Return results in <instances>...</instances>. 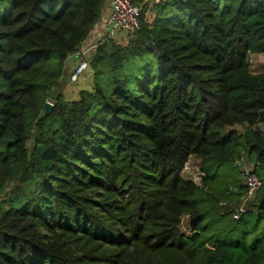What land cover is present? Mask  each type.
I'll return each instance as SVG.
<instances>
[{
  "label": "trees",
  "instance_id": "trees-1",
  "mask_svg": "<svg viewBox=\"0 0 264 264\" xmlns=\"http://www.w3.org/2000/svg\"><path fill=\"white\" fill-rule=\"evenodd\" d=\"M104 2L0 0V264H264V0L162 2L150 23L139 1L140 30L66 102ZM242 155L262 186L235 220Z\"/></svg>",
  "mask_w": 264,
  "mask_h": 264
},
{
  "label": "built area",
  "instance_id": "built-area-1",
  "mask_svg": "<svg viewBox=\"0 0 264 264\" xmlns=\"http://www.w3.org/2000/svg\"><path fill=\"white\" fill-rule=\"evenodd\" d=\"M141 24V7L136 6L132 0H111L109 11L101 29L96 33H91L88 39L67 57L64 66L69 63L71 67L69 84L78 86L81 79L93 80L92 63L98 49L114 40H129L140 30ZM48 102L51 103V101ZM252 129L259 133L264 140V123H258ZM235 167L239 174V181L244 187V194L236 204L237 209L233 215V218L238 220L254 201L262 183L254 172L253 162H248L245 155L235 161ZM182 176L197 187H202V179L205 177V173L202 170L201 161L189 157L183 168Z\"/></svg>",
  "mask_w": 264,
  "mask_h": 264
},
{
  "label": "crops",
  "instance_id": "crops-1",
  "mask_svg": "<svg viewBox=\"0 0 264 264\" xmlns=\"http://www.w3.org/2000/svg\"><path fill=\"white\" fill-rule=\"evenodd\" d=\"M139 1H143L145 2V5H147L143 18L144 20L150 23L154 17V13H153L154 5H157L162 2H171L173 0H134V4L136 5ZM110 4H111V0H105L104 6L102 9V14L98 22L93 27L92 33H96L101 29L102 24L109 11ZM70 71H71L70 64L67 63V65L64 66L63 74L59 80V92L61 93V96L66 102H73V101L78 100L79 93L81 91H91L92 90V80L90 79H81L78 86L70 85L69 84Z\"/></svg>",
  "mask_w": 264,
  "mask_h": 264
},
{
  "label": "rangeland",
  "instance_id": "rangeland-1",
  "mask_svg": "<svg viewBox=\"0 0 264 264\" xmlns=\"http://www.w3.org/2000/svg\"><path fill=\"white\" fill-rule=\"evenodd\" d=\"M248 62L250 65V71L252 74L254 75H259V74H263L264 73V54H260V55H250L248 57ZM236 130H238L240 133H244L245 132V127H236ZM248 162H252L249 161ZM237 209V205H234V213L235 210ZM233 213V215H234ZM264 235V233H263Z\"/></svg>",
  "mask_w": 264,
  "mask_h": 264
},
{
  "label": "water",
  "instance_id": "water-1",
  "mask_svg": "<svg viewBox=\"0 0 264 264\" xmlns=\"http://www.w3.org/2000/svg\"><path fill=\"white\" fill-rule=\"evenodd\" d=\"M143 6H145V2L143 3ZM53 109V105L50 102H46L44 105V116H48Z\"/></svg>",
  "mask_w": 264,
  "mask_h": 264
}]
</instances>
